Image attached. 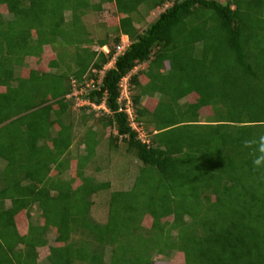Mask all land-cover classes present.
<instances>
[{
    "label": "trees",
    "instance_id": "obj_1",
    "mask_svg": "<svg viewBox=\"0 0 264 264\" xmlns=\"http://www.w3.org/2000/svg\"><path fill=\"white\" fill-rule=\"evenodd\" d=\"M104 2L114 3L117 23L95 42L108 46L109 53L90 48L93 39L82 21ZM144 2L147 11L157 12L139 30L135 23L143 19L138 7ZM1 5L10 17L0 13V130L9 131L6 145L19 141L24 149L17 158L0 143V159L6 162L0 170V264H39L43 247L45 264H153L155 255L172 251L181 254V264H264V169H254L243 146L264 135V0H0ZM112 30L117 34L110 40ZM120 34L130 44L98 84L97 73ZM63 43L74 52L72 60L69 50L57 51L47 63L50 71L29 68L16 74L24 58L40 55L43 45L60 50ZM223 48L233 54L220 56ZM145 62L142 73L129 76L136 89L130 95L135 119L147 131L142 138L119 110L125 100L118 98L121 78ZM156 66L197 75L187 79V88L176 83L186 78L172 80L177 97L163 110L162 101L145 92L148 85L162 90L151 70L159 73ZM91 82L98 88L87 86ZM74 90L86 102L78 107L84 111L78 137L71 112ZM186 95L193 99L178 105L182 118L176 120L172 104ZM101 102L108 111L100 108L98 117L92 105ZM204 106L211 108V119L198 123ZM182 127L204 129L184 136L178 133ZM74 139L83 144L85 159L102 146L111 151L122 143L141 162L129 190L109 193L103 222L89 215L90 196L110 182L94 180L80 159L73 176L61 175L70 164L63 154L73 149ZM48 153L54 155L56 176L49 175ZM33 158L44 166L22 168ZM33 205L40 221L29 218L19 231L15 216H28ZM49 229L56 234L54 244L44 236ZM75 232L82 236L79 244L70 240Z\"/></svg>",
    "mask_w": 264,
    "mask_h": 264
},
{
    "label": "rangeland",
    "instance_id": "obj_2",
    "mask_svg": "<svg viewBox=\"0 0 264 264\" xmlns=\"http://www.w3.org/2000/svg\"><path fill=\"white\" fill-rule=\"evenodd\" d=\"M92 3H96L99 0H90ZM221 2H225V0H219ZM170 3V2H169ZM169 3H166V5H169ZM139 9V14L143 16V19H141L140 22H136L135 25L136 27H138V29H142L143 26H145L147 23H149L150 21H152V19L156 16V12L154 11H147L146 6H145V2L141 3L138 7ZM162 9V8H161ZM115 10V5L114 3L112 4H108L106 2H104L102 4V9L100 11H95V10H91L88 11V13L86 14V16L82 17V21L85 23L87 29H88V36H90L93 39V43L89 44L91 49H95L97 48V44H96V40L98 38H103L105 36V34L107 33V29L108 28H114L117 23V15H112L113 12ZM0 13L2 14V17L5 18V20L7 18L10 17V15L7 13L5 6L1 5L0 6ZM140 15H135V18H138ZM66 18L69 17V13L67 12L65 14ZM116 19V20H115ZM190 24V23H189ZM110 31V30H109ZM108 31V33H109ZM117 34L116 31L114 32L113 30L110 32L109 38L110 40L114 37V35ZM182 34L176 32L175 33V37L176 38H180ZM178 36V37H177ZM60 46V50H58L57 46H53V45H43L42 49H41V53L38 56H27L26 58H24L23 60V64L19 67L15 68V72L16 74L20 73V74H26V71L29 68H34V69H38L40 71H50V68L48 67L47 63L48 61L51 59V57L54 55V53H57V51H61L62 53L60 54H66L69 50V45L66 43L63 44H59ZM73 47L75 48V46L73 45ZM71 48V46H70ZM70 51V50H69ZM222 52L219 53L220 56H226L229 57L233 54V51L231 49H227V48H223L221 50ZM74 52H72V50L68 53L69 56H67V58H69V60H72L74 54ZM58 54V53H57ZM184 54H186V52H184ZM60 58V56H59ZM170 60V59H168ZM228 63H230L232 66H234V64H236V61L232 62L231 60H226ZM222 63V61H221ZM145 65L143 64L140 67H144ZM25 67V68H22ZM159 69V73L156 71V68H151L152 72H154L153 76L154 78H156V76L159 77V83L160 85L162 84V90H158V89H153L151 88L149 85L145 88V92L147 94L153 92V95L151 96H155L157 97L158 100L162 101L160 104L161 110H163L164 105L167 104V106H169L171 104V101L177 97L176 92L177 90L174 89L175 88V80L179 77H184L186 79L181 80L180 82H176L179 86V88H187L190 87V85L188 84V78L190 79H195L197 75L194 72H184L183 73H178L177 68L172 67L171 70L168 69V71L163 70V68L161 66H156ZM22 68V69H21ZM64 69H67V67H63ZM187 69V68H186ZM165 71V72H163ZM174 75V78H172L171 76ZM167 80H164L166 79ZM144 81V78H142ZM154 81V79H153ZM120 85H121V90H130V94H132L136 89H133V87H131L132 85L129 83V80L127 81V78H124L120 81ZM145 93V94H146ZM142 100H145L146 95H142ZM153 97V98H155ZM73 98V104L71 105V112H72V118L73 120V124L75 127V134L78 136L81 135V129H82V123L80 122V115L84 112L82 110V108H78L79 105H83L86 102L84 100H82L81 98L75 97L74 94L72 96ZM193 99V98H191ZM190 100V99H189ZM181 103L185 101L184 98H181L179 100ZM211 101H215V95L214 97H212ZM77 103V105L75 103ZM173 105V110H174V117L176 120H180L182 118V116H180V114L178 113V111L176 110L179 106L176 104H172ZM93 108L95 109V114L98 115V117H100L101 112H100V108L96 109L95 106H93ZM104 111V110H103ZM168 114H172V111H169ZM132 117L131 118V124L133 127H135L138 131V135L140 137L143 138V136L145 134H147L146 129H144L143 127H141L142 125H140L135 117L136 114L135 112L132 113ZM161 112L158 111L157 116H155V118L157 119V121L159 120L160 116H161ZM211 115H212V111L210 107H204L200 110V115L198 117V121L201 122H206L207 120L211 119ZM91 123V121H89ZM93 124V122H92ZM110 130L109 127L106 128V130ZM186 129V128H185ZM183 127L179 128V134H183L185 136V132L186 134H188L190 132L191 135L196 134L198 131H202L204 129L203 128H198V127H193L192 130H185ZM108 130V132H110ZM9 131L7 130V128H3L0 130V143L5 144V146H8V150H10V152L13 154V156L20 158L22 157V152L24 149V143L17 141V144H13L16 147L9 145L10 144V139L11 137H9ZM145 138V136H144ZM77 139V138H76ZM72 143V150H69L67 153L63 154L64 157L68 154V156L70 159V164L68 166V168L66 170H64L62 172V176L65 178H69L70 176L74 175V170L76 169V162L75 160L80 159L83 160L82 163H84V169L83 171H85V173L87 174H92L94 175V180L97 181H109L110 182V187L107 189H102L94 194H92L90 196V198L93 201V204L91 206L89 215L96 221H101L103 222L105 219V215H106V211H107V206H108V196L109 193L113 190H129L131 188V185L133 184V181L138 173V168L141 165V162L139 159H137L134 155L130 154V153H126L124 151L125 145L122 143H119L118 146H116V149H112L107 150L106 146H102V149L99 152H96V154L94 156H92V159L89 157L88 159L84 158V153L83 149L81 147H83V144L81 145H76L75 140ZM120 141V140H119ZM188 141V140H186ZM7 143H9L8 145H6ZM39 143H41V141H39ZM13 147V148H12ZM115 148V146H114ZM82 153V154H81ZM199 156V155H198ZM95 157V158H94ZM54 155H49L48 153V167L52 170V172H50L49 175H55L57 173H55V170L52 169L53 165L55 162H53ZM68 159V160H69ZM33 160V161H32ZM96 162V163H95ZM4 163H6L5 161L0 159V170H3V166ZM96 164L101 165L103 168L100 171H95L94 170V166ZM22 168H42L44 166V162L41 160L40 164L39 162H36V160L30 159L28 161H25L23 163H21ZM2 168V169H1ZM208 168V167H207ZM210 169V168H209ZM12 171V170H11ZM11 171H9V174L11 175ZM205 172V171H204ZM201 176V178H205L207 177V173ZM7 174V173H6ZM8 175V174H7ZM9 176V175H8ZM56 176V175H55ZM133 179V180H132ZM25 180V179H24ZM22 180V181H24ZM26 181V180H25ZM10 182V179H9ZM79 182V180L76 178L75 180L71 181V184L73 186H75L77 183ZM137 189V188H136ZM9 201L5 202V205H8ZM30 218V221L34 222V223H38L39 220V210L33 205L31 206V208L29 209V213L28 216H26L25 213H20L17 216H15L14 220H15V226L17 227V229L19 231H23L24 228L27 226L28 224V219ZM167 219H170V217H168ZM45 238L47 239L48 244H54V238L56 236L55 232L53 230H47V232L44 233ZM71 238L70 240L75 242V244H79V240L82 239V236L79 235L78 233H71ZM47 248L43 247L40 248L38 250V257L37 260L39 262V264H45V257L47 254ZM153 264H181L183 261V258L181 256V254L179 252H174L172 251L168 256H164V255H155L153 257Z\"/></svg>",
    "mask_w": 264,
    "mask_h": 264
},
{
    "label": "clouds",
    "instance_id": "obj_3",
    "mask_svg": "<svg viewBox=\"0 0 264 264\" xmlns=\"http://www.w3.org/2000/svg\"><path fill=\"white\" fill-rule=\"evenodd\" d=\"M164 6H166V3H165V5ZM157 9H159V8H157ZM129 44H130V39L128 38V36L127 35H124V34H120V39H119V41L115 44V47H114V52L112 53V55H111V57H110V59L102 66V68H101V70H99L98 71V73L97 74H99V77L97 78V83L99 84L100 82H101V80H102V75H101V73L103 72L104 73V71L107 69V68H109V67H111L112 65H113V63H114V61H115V59H116V57L118 56V55H121L125 50H126V48L129 46ZM117 45H122L123 46V48H122V50H119V51H117V49H116V46ZM98 48H100L101 50H103L105 53H109V51H110V49L108 48V46H106V45H103V46H101V47H98L97 46V48H95V49H98ZM145 65L144 67H140V66H142V65ZM145 68H147V62H145V63H142V64H138V65H136L128 74H126L124 77H122L121 78V80L122 79H124V78H127V81L129 80V76H130V74H132L133 72H137V71H144V69ZM142 73V72H141ZM120 80V81H121ZM93 82V81H92ZM92 82L91 83H87V86H91V87H93V88H98L97 86L98 85H94V84H92ZM121 83H119V85H120ZM120 88H121V85H120ZM82 89H84V88H82ZM78 93H80V90H74L73 91V93H72V95L74 94V95H76V94H78ZM130 90L129 91H127V90H121L120 89V95H119V98H118V100L121 102L122 100H125V103H124V106H120L119 107V110H124L128 115H129V117H130V125H131V127L133 128V129H136L135 127H133L132 126V124H131V118H133L132 116V113H133V109H132V102H131V99H130ZM182 98H184L185 99V101L184 102H180L179 100L181 99H178L177 100V102H178V104L177 105H181V104H183V103H188L190 100V98L191 97H189L188 95H186V96H184V97H182ZM146 99V98H145ZM92 106H95V108H101L102 110H104V111H108L107 109H106V107L104 106V103L103 102H101L100 104H98V105H92ZM204 107H209V106H204ZM200 115V113L198 114V116ZM207 122V121H206ZM206 122H204V123H206ZM198 123H200L199 121H198ZM203 123V122H202ZM137 130V129H136ZM243 146L245 147V148H248L249 150H250V155H251V157H252V164H253V167H254V169H257V170H260V169H264V135H260V136H258V137H256V138H254V139H250V140H245L244 142H243Z\"/></svg>",
    "mask_w": 264,
    "mask_h": 264
},
{
    "label": "built area",
    "instance_id": "obj_4",
    "mask_svg": "<svg viewBox=\"0 0 264 264\" xmlns=\"http://www.w3.org/2000/svg\"><path fill=\"white\" fill-rule=\"evenodd\" d=\"M122 48H123L122 45H117V46H116L117 51L122 50Z\"/></svg>",
    "mask_w": 264,
    "mask_h": 264
},
{
    "label": "crops",
    "instance_id": "obj_5",
    "mask_svg": "<svg viewBox=\"0 0 264 264\" xmlns=\"http://www.w3.org/2000/svg\"><path fill=\"white\" fill-rule=\"evenodd\" d=\"M199 117V116H198ZM200 123H202L201 121H199Z\"/></svg>",
    "mask_w": 264,
    "mask_h": 264
}]
</instances>
